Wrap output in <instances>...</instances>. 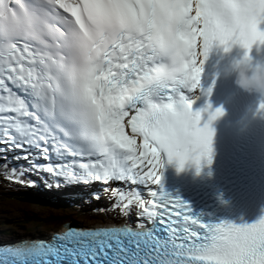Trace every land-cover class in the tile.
Returning a JSON list of instances; mask_svg holds the SVG:
<instances>
[{"label":"snow or ice","instance_id":"obj_1","mask_svg":"<svg viewBox=\"0 0 264 264\" xmlns=\"http://www.w3.org/2000/svg\"><path fill=\"white\" fill-rule=\"evenodd\" d=\"M261 25L264 0H0L5 178L25 183L7 167V153L21 150L65 182L148 189V198L111 189L113 209L135 208L134 227L65 225L48 240L0 243V264H264V214L205 220L161 183L165 157L197 173L212 163L211 125L223 109L206 101L193 110L212 91L201 88L205 60L214 43L252 59Z\"/></svg>","mask_w":264,"mask_h":264},{"label":"rangeland","instance_id":"obj_2","mask_svg":"<svg viewBox=\"0 0 264 264\" xmlns=\"http://www.w3.org/2000/svg\"><path fill=\"white\" fill-rule=\"evenodd\" d=\"M5 179L6 178L3 177L0 178V237H11L13 234L18 233L21 229L27 228H31L32 232H36L35 227L39 224L40 220L47 217H51L53 219L51 225L56 223L55 225L58 227H61V222L64 219L68 220L78 218L77 213H75L74 210L61 213L59 211L60 208H56V206H39L35 202L24 201L23 198H18V196L13 198V196H16L17 193L21 194L24 189L16 185L9 186L8 181ZM97 196L103 195L99 193ZM104 201L106 202L107 200L104 199ZM36 205L39 207H49L50 209L39 208ZM117 210L118 209L113 210L112 213L115 212L116 215ZM133 212H135V209H133ZM133 212L132 214L135 215Z\"/></svg>","mask_w":264,"mask_h":264},{"label":"clouds","instance_id":"obj_3","mask_svg":"<svg viewBox=\"0 0 264 264\" xmlns=\"http://www.w3.org/2000/svg\"><path fill=\"white\" fill-rule=\"evenodd\" d=\"M231 70L235 73L234 83L249 93L264 96V60L252 63V59L234 61Z\"/></svg>","mask_w":264,"mask_h":264},{"label":"bare ground","instance_id":"obj_4","mask_svg":"<svg viewBox=\"0 0 264 264\" xmlns=\"http://www.w3.org/2000/svg\"><path fill=\"white\" fill-rule=\"evenodd\" d=\"M4 153H0V166H4L5 165V160H4ZM23 152L21 151V150H14V151H11V152H8L7 153V160H8V158L9 159H11V160H13L14 161V163L15 164H17V165H19L20 167H24V169L26 168L25 166H26V164L28 163V161H30V160H32V157H30L29 158V160H25V159H23L22 157H23ZM17 157H20V158H17ZM42 173H43V171L41 172V175L40 174H38V173H35V174H33V177H34V179H35V181H37V179L38 178H41V176H42ZM47 179H49L50 177H53V176H51V175H49V174H47V175H44ZM42 181V180H41ZM78 183V182H77ZM72 185H74V184H72ZM33 190H35V191H40V189L41 188H44V189H46V191H49V192H53L54 191V189H52V188H46L45 186H43V185H39L38 183L36 184V183H33ZM142 187V189L143 190H146V188L145 187H143V185L141 186ZM65 188V190H67V193H70V192H72V191H75L76 190V187L75 186H63V188L62 189H64ZM83 189H85L86 187L85 186H83L82 187ZM92 188V187H91ZM120 188H128V186H126L124 183H120ZM43 190V189H42ZM65 190H63V192H65ZM94 191H95V193H94V195H97V194H102V193H104L103 192V190L101 189V185L100 184H98V183H95V186H94V189H93ZM88 193H91L90 191H88V190H86ZM76 193H77V195H80V196H82V194L80 193V192H78V190L76 191ZM52 199H53V197H52ZM57 198L55 197L54 198V200H56ZM112 199V198H111ZM97 203H94V206L96 205ZM113 210H115V209H113ZM112 210V211H113ZM88 216V215H87ZM132 221H134L135 223L137 222V220H132ZM4 235V234H3Z\"/></svg>","mask_w":264,"mask_h":264}]
</instances>
